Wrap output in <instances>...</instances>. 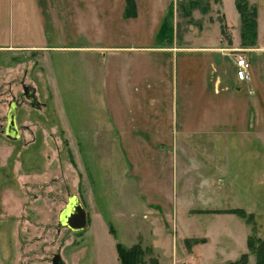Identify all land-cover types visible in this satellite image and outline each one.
I'll return each mask as SVG.
<instances>
[{
	"label": "rangeland",
	"instance_id": "374dc122",
	"mask_svg": "<svg viewBox=\"0 0 264 264\" xmlns=\"http://www.w3.org/2000/svg\"><path fill=\"white\" fill-rule=\"evenodd\" d=\"M239 1L242 6L246 3L244 10L250 18L256 12L255 40L242 38L236 0H141L140 3L145 18L153 16L158 21L161 18L159 30L168 28L173 34L172 39L164 40L170 41L168 44L204 43L217 38L226 39L228 44L235 42L239 48L246 47L244 43L251 44L249 41H254V47L264 44V0ZM38 52L28 48L0 52V235H6L2 239L3 248L24 251L25 257L21 260L19 252L18 263L13 264H52L57 252L65 264H121L117 245L126 248L131 245L123 227L133 212L140 213L141 209L144 214L145 207L138 206V196L123 189L121 182L126 178L121 175L128 166L118 158L117 143L109 141L103 131L105 111L93 108L99 101L93 94L95 83L102 85V57L94 53L99 63L95 60L88 63L90 53L83 58L74 52L58 53L49 59ZM23 81L36 88V96L43 103L40 109L31 106ZM14 100L20 102L18 140L3 132L9 104ZM199 144L192 139L181 142V148L186 150L179 153V160L183 162L189 153L191 162H208L209 158H203L198 151ZM209 154L206 152V156ZM243 162L244 159L238 160V164ZM192 164L185 160V165H180L183 173L191 172L185 175L189 183L196 182L199 176L198 167ZM228 165L232 173L235 163L230 160ZM262 170L264 160L254 157L253 181L247 182V174L241 171V186L236 191L228 187L222 191L230 198L223 205L220 197L202 205L196 201L199 190L193 187L179 190L180 201L185 197L188 199L185 205L196 209L188 211V207L180 205L177 222L191 225L189 231L197 232L193 235L196 237H181L172 230L176 226L171 222L177 253L171 257L145 247L140 263L151 264L154 258L160 264H230L248 253L245 264H256L248 239L253 236L257 247L264 241V183L260 181L263 183L260 185L258 180V175H264ZM218 176L222 178L221 185L217 183ZM210 177L216 185L210 188L212 194L221 193L230 181L224 172L213 171ZM74 196L83 204L88 218V227L78 232L60 226V215ZM220 206L225 209L198 210ZM229 206L244 209L254 218L225 214L234 210L228 209ZM112 226L116 229L114 233Z\"/></svg>",
	"mask_w": 264,
	"mask_h": 264
},
{
	"label": "crops",
	"instance_id": "0c3cea01",
	"mask_svg": "<svg viewBox=\"0 0 264 264\" xmlns=\"http://www.w3.org/2000/svg\"><path fill=\"white\" fill-rule=\"evenodd\" d=\"M133 1L135 14L128 15L127 0H0V52L28 48L49 59L58 53H90L88 63L102 57V85L95 83L99 101L93 108L105 111L103 131L117 143L118 158L128 166V175H121L126 178L123 189L145 207L144 214L141 209L132 213L123 230L130 247L140 244L172 257L178 250L172 230L184 238L197 235L189 231L191 225L177 222L178 207L188 200L180 201L179 190L193 187L199 190L197 202L207 205L220 197L223 205L230 198L222 191L241 186V171L247 182L253 181L254 157L264 160V44L239 48L223 38L182 45L158 42L162 19L145 18L141 0ZM239 50L251 62L246 81L236 74ZM188 139L198 141V151L209 158L191 162L185 152L187 163L198 167V180L192 183L185 176L191 172L180 170L185 160H179L181 142ZM239 159L244 162L238 164ZM230 160L236 167L233 175ZM213 171L229 175L221 193L211 192L216 186ZM258 180L263 185L264 175ZM217 183L222 184L220 176ZM220 207L198 210L225 209ZM171 222L176 229L171 230ZM4 235L0 264L18 263L20 249H4ZM20 253L22 260L24 251Z\"/></svg>",
	"mask_w": 264,
	"mask_h": 264
},
{
	"label": "trees",
	"instance_id": "16d2710c",
	"mask_svg": "<svg viewBox=\"0 0 264 264\" xmlns=\"http://www.w3.org/2000/svg\"><path fill=\"white\" fill-rule=\"evenodd\" d=\"M244 4L245 5L242 6L241 1L236 0V8L240 12L241 21H242V31H243L242 32V38L245 40H248V39L249 40H255L257 37V32H256V26H257L256 18H257V16H256V12L251 14L252 18H250L249 15L246 14V12L244 10L246 3H244ZM134 11H135L134 1L133 0H127V14L128 15H134L135 14ZM163 24H164V26H166V20ZM169 32L170 31L168 28L165 31H164V29L159 30V33L157 35V41L158 42H164V40H166V39H172L173 34L171 35V32H170V35H169L168 34ZM249 42L251 44L244 43V45L246 47H250V46L255 45L254 41H249ZM232 212L237 213L241 216H245L248 219L254 218L253 214L248 215L245 213V211L243 209H234V210H232ZM111 231L114 233L113 229H111ZM248 246H249L250 250L256 256V264H264V241L261 240L260 245L257 247V246H255L253 236H249ZM117 248H118V255H119V259L121 261V264H139L144 257L143 256L144 253L146 252V250L140 244H136V245L132 246L131 248H126L122 244H118ZM247 257H248V253H244L241 256V259H239V261L230 262V264H245L247 261ZM151 264H160V263H158V261L153 258L151 261Z\"/></svg>",
	"mask_w": 264,
	"mask_h": 264
},
{
	"label": "water",
	"instance_id": "95a60500",
	"mask_svg": "<svg viewBox=\"0 0 264 264\" xmlns=\"http://www.w3.org/2000/svg\"><path fill=\"white\" fill-rule=\"evenodd\" d=\"M25 96L30 100L31 106L40 109L43 103L36 96V88L31 85L23 84ZM20 102L14 100L9 104V112L7 115V124L4 130L5 135L12 139H20V131L17 125V110ZM60 226H67L73 231L85 230L88 227V218L85 208L78 197L71 198L67 208L60 215ZM53 264H65L61 254L53 257Z\"/></svg>",
	"mask_w": 264,
	"mask_h": 264
},
{
	"label": "built area",
	"instance_id": "2783aa9c",
	"mask_svg": "<svg viewBox=\"0 0 264 264\" xmlns=\"http://www.w3.org/2000/svg\"><path fill=\"white\" fill-rule=\"evenodd\" d=\"M236 74L239 80L246 81L250 78L251 62L245 54H240L237 58Z\"/></svg>",
	"mask_w": 264,
	"mask_h": 264
},
{
	"label": "flooded vegetation",
	"instance_id": "af4514ba",
	"mask_svg": "<svg viewBox=\"0 0 264 264\" xmlns=\"http://www.w3.org/2000/svg\"><path fill=\"white\" fill-rule=\"evenodd\" d=\"M22 84H25V82L23 81ZM19 107H20V105H19ZM6 124H7V123H6ZM5 128H6V127H5ZM4 130H5V129H3V132H4ZM71 231H73V230H71ZM74 232H75V231H74ZM76 232H78V231H76ZM57 254H60V252L55 253L53 257H55ZM61 256H62V255H61ZM52 260H53V258H52ZM52 260H51V263H52ZM52 264H53V263H52Z\"/></svg>",
	"mask_w": 264,
	"mask_h": 264
}]
</instances>
